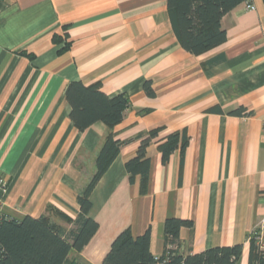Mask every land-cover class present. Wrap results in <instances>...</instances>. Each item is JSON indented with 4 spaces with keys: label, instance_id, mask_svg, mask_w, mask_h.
Wrapping results in <instances>:
<instances>
[{
    "label": "crops",
    "instance_id": "1",
    "mask_svg": "<svg viewBox=\"0 0 264 264\" xmlns=\"http://www.w3.org/2000/svg\"><path fill=\"white\" fill-rule=\"evenodd\" d=\"M245 1L222 17L224 43L194 56L173 33L167 0H0V214L71 228L60 215L77 216L107 128L96 122L79 132L65 89L99 83L109 99L130 100L114 128L124 145L89 196L98 229L70 262L101 264L117 235L148 228L160 257L163 223L175 218L192 222L180 230L178 253L240 244L237 264H248L251 232L264 217V0ZM63 30L65 41L54 42ZM238 108L244 115H228ZM153 129L142 195L124 164ZM174 132L186 144L162 164L157 142Z\"/></svg>",
    "mask_w": 264,
    "mask_h": 264
},
{
    "label": "trees",
    "instance_id": "2",
    "mask_svg": "<svg viewBox=\"0 0 264 264\" xmlns=\"http://www.w3.org/2000/svg\"><path fill=\"white\" fill-rule=\"evenodd\" d=\"M244 1L167 0L169 21L180 47L191 55L200 56L221 46L225 41V33L220 26L222 17ZM63 31L62 36L53 37L54 42L65 41L66 33ZM143 89L146 95L153 96L149 82L144 83ZM65 98L70 106V120L79 132H84L96 122H102L107 128L95 158V173L76 196L77 216L71 219L60 215L65 223L71 225L67 231L48 216L38 219L26 216L17 221L0 214V264H74L69 260L70 253L79 252L98 229L97 223L88 217L91 209L89 196L124 145L115 139L114 128L124 118L130 100L124 94L109 99L99 83L85 87L80 81L67 85ZM145 112L148 110L140 111ZM244 112L243 108H238L228 112V115L242 116ZM158 133L159 129H153L140 135L135 156L124 164L131 184L139 178V192L142 195L146 193L150 169L147 149L151 143L156 142L154 140ZM157 143L161 163L166 164L178 147L185 146L186 138L174 132ZM191 227L192 222L189 220L165 219L163 231L166 249L160 257H154L150 251L149 228L138 237H132L130 231L125 230L112 241L101 264H237L242 251L240 244L213 247L196 254L178 253L180 230ZM249 243L248 264H264V250L260 249L252 237Z\"/></svg>",
    "mask_w": 264,
    "mask_h": 264
},
{
    "label": "built area",
    "instance_id": "3",
    "mask_svg": "<svg viewBox=\"0 0 264 264\" xmlns=\"http://www.w3.org/2000/svg\"><path fill=\"white\" fill-rule=\"evenodd\" d=\"M244 9L248 11H252L255 9L254 5L249 2H244ZM6 189L4 186V182L0 179V195H3L5 193ZM264 233V217L260 219L258 224L253 228L251 232V237L255 239L257 245L260 247L261 250H264V244L261 242V234Z\"/></svg>",
    "mask_w": 264,
    "mask_h": 264
}]
</instances>
